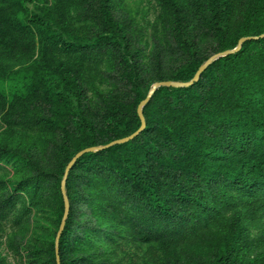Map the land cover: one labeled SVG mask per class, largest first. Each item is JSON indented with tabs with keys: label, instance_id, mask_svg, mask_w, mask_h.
<instances>
[{
	"label": "trees",
	"instance_id": "1",
	"mask_svg": "<svg viewBox=\"0 0 264 264\" xmlns=\"http://www.w3.org/2000/svg\"><path fill=\"white\" fill-rule=\"evenodd\" d=\"M155 1L145 56L125 0H0V245L20 264H58L76 154L243 38L77 162L60 264H264V0Z\"/></svg>",
	"mask_w": 264,
	"mask_h": 264
},
{
	"label": "water",
	"instance_id": "2",
	"mask_svg": "<svg viewBox=\"0 0 264 264\" xmlns=\"http://www.w3.org/2000/svg\"><path fill=\"white\" fill-rule=\"evenodd\" d=\"M262 38H264V35L261 36ZM258 38H243L240 40L238 47L233 50V51H226L223 53H219V54H215L213 55L211 58H209V60L198 70L197 74L195 75V77L193 78L192 81L187 82V83H182V82H172V81H162V82H157L153 85L152 90L150 91L148 97L146 100H144L139 108H138V115L141 119L142 125L141 128L132 136L128 137V138H124V139H120V140H116L106 146H102V147H94V148H87L81 152H79L78 154H76V156L72 159V161L70 162V164L68 165L66 172H65V176H64V180L62 182V195L64 198V203H65V212H64V216H63V220L60 226V230L57 234V238H56V254H57V260H58V264H60V240L62 238L63 232L65 230L66 227V223L67 220L69 218V214H70V209H71V205H70V200L68 198L67 195V189H66V185H67V181L69 179L70 173L73 170V168L75 167V165L77 164V162L84 157L85 155L89 154V153H96V152H101L107 149H110L116 145H122V144H127L130 141L134 140L136 137L140 136L147 127V123H146V118L144 116V112L143 109L150 103V101L152 100V98L154 97V95L156 94L157 90L163 87H175V88H188L193 86L194 84H196L197 82H199L202 74L219 58L221 57H225L227 55L236 53L238 51L241 50L242 46L250 40H255Z\"/></svg>",
	"mask_w": 264,
	"mask_h": 264
},
{
	"label": "rangeland",
	"instance_id": "3",
	"mask_svg": "<svg viewBox=\"0 0 264 264\" xmlns=\"http://www.w3.org/2000/svg\"><path fill=\"white\" fill-rule=\"evenodd\" d=\"M124 7V15L129 19L131 18L135 29L141 31L138 36L145 49V56L151 54L152 48L154 47L153 29L159 15L157 2L155 0H125ZM123 12H121V10L119 11V15L122 18H124ZM156 37L159 40L163 39L161 35H157ZM144 61H146V59ZM167 62L171 65L176 63L175 59L170 57L167 59ZM38 146L44 149L45 139L39 138ZM10 233L11 231L8 230L2 240V244L0 245V257L3 259L4 264H20V261L14 258L12 252L5 243Z\"/></svg>",
	"mask_w": 264,
	"mask_h": 264
}]
</instances>
